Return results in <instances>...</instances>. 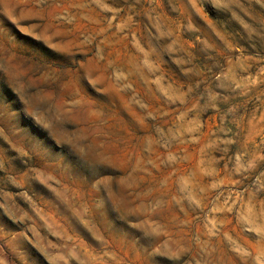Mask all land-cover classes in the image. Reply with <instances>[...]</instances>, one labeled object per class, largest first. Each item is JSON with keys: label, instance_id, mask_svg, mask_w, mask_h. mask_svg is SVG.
<instances>
[{"label": "rangeland", "instance_id": "obj_1", "mask_svg": "<svg viewBox=\"0 0 264 264\" xmlns=\"http://www.w3.org/2000/svg\"><path fill=\"white\" fill-rule=\"evenodd\" d=\"M0 264H264V0H0Z\"/></svg>", "mask_w": 264, "mask_h": 264}]
</instances>
